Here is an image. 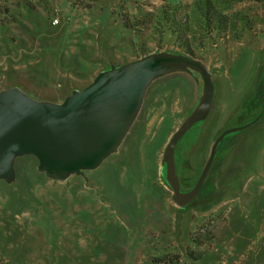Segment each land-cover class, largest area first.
Returning <instances> with one entry per match:
<instances>
[{
  "label": "rangeland",
  "instance_id": "1",
  "mask_svg": "<svg viewBox=\"0 0 264 264\" xmlns=\"http://www.w3.org/2000/svg\"><path fill=\"white\" fill-rule=\"evenodd\" d=\"M31 1L37 13L9 22L0 41V92L18 82L60 106L113 67L177 51L143 23L161 0H104L90 13ZM233 12L238 28L193 45L213 93L175 141L173 173L168 141L205 97L191 67L129 77L123 85L143 92L130 127L79 175L52 179L32 154L13 157L0 174V264H264V0ZM123 16L133 30H121Z\"/></svg>",
  "mask_w": 264,
  "mask_h": 264
},
{
  "label": "water",
  "instance_id": "2",
  "mask_svg": "<svg viewBox=\"0 0 264 264\" xmlns=\"http://www.w3.org/2000/svg\"><path fill=\"white\" fill-rule=\"evenodd\" d=\"M172 66L196 69L205 89L201 107L168 141L166 152L172 171L175 141L207 112L213 84L203 62L162 53L113 67L85 91H74L60 106L35 102L16 89L0 92V174L8 172L18 154H32L39 168L56 180L98 165L114 152L141 103L142 86L123 83L133 74L159 73Z\"/></svg>",
  "mask_w": 264,
  "mask_h": 264
},
{
  "label": "trees",
  "instance_id": "3",
  "mask_svg": "<svg viewBox=\"0 0 264 264\" xmlns=\"http://www.w3.org/2000/svg\"><path fill=\"white\" fill-rule=\"evenodd\" d=\"M45 2L47 0H35ZM65 6L73 11L91 12L94 6L103 3L104 0H61ZM263 0H192L190 3H183L181 0H161V5L154 13L145 14V23L151 24L158 33L160 39H175L177 51H166L180 56L196 59L193 49L194 43L203 45L204 40H212L225 35L228 31L238 28V20L242 21L243 16L234 11V7L244 2L260 3ZM104 4V3H103ZM110 4V3H109ZM35 3L31 0H0V41L5 42L9 33V24L19 22L23 15H34ZM120 27L123 31L134 29V17H120ZM144 19V18H143ZM10 22V23H9ZM9 23V24H8ZM249 28V27H248ZM247 29V28H245ZM250 30V29H249ZM9 46L8 44H6ZM141 50L144 44L138 45ZM8 89H16L26 96L28 92L21 89L18 82L9 83ZM23 90V91H22ZM29 98V97H28ZM36 102V98H31ZM199 244V243H197ZM187 258L196 261L200 256L195 257L186 252ZM154 261V260H153Z\"/></svg>",
  "mask_w": 264,
  "mask_h": 264
},
{
  "label": "built area",
  "instance_id": "4",
  "mask_svg": "<svg viewBox=\"0 0 264 264\" xmlns=\"http://www.w3.org/2000/svg\"><path fill=\"white\" fill-rule=\"evenodd\" d=\"M54 23L56 24V23H57V21H54V22H53V24H54Z\"/></svg>",
  "mask_w": 264,
  "mask_h": 264
},
{
  "label": "crops",
  "instance_id": "5",
  "mask_svg": "<svg viewBox=\"0 0 264 264\" xmlns=\"http://www.w3.org/2000/svg\"><path fill=\"white\" fill-rule=\"evenodd\" d=\"M26 96V95H25ZM36 102V101H35ZM40 103V102H39Z\"/></svg>",
  "mask_w": 264,
  "mask_h": 264
}]
</instances>
